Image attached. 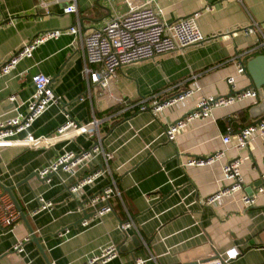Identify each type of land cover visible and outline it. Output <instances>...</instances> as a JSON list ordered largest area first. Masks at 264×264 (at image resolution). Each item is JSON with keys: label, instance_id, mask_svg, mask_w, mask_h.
Listing matches in <instances>:
<instances>
[{"label": "crops", "instance_id": "0c3cea01", "mask_svg": "<svg viewBox=\"0 0 264 264\" xmlns=\"http://www.w3.org/2000/svg\"><path fill=\"white\" fill-rule=\"evenodd\" d=\"M37 4L38 0H0V65L39 32L66 29L78 19L80 33H64L40 44L31 57L20 60L0 77V122L25 116L34 92L31 77L41 72L52 78V89L60 102L48 107L14 138L52 134L63 123L65 111L80 123L99 120L102 148L113 152L107 173L73 197L68 186L100 167L102 154L74 176L63 170L45 181L31 175L65 150L78 153L89 148L96 133L49 144L0 146V182L15 185L12 193L33 232L41 238L50 264H84L108 244H116L120 250L102 264H133L138 256L149 258L148 264H220L215 258H225L232 246L240 254L227 264H264V194L257 196L251 207L239 201L242 192L252 194L259 184L264 137L257 136L244 149L225 146L221 141L227 127H231L234 140L240 129L256 122L249 109L259 99L214 107L211 116L190 121L173 141L164 133L167 124L194 108L200 95L228 94V76L235 78L236 89L248 88L249 78L236 72L230 58L244 52L246 63L264 54V48L251 50L259 36H264V0H158L166 21L198 14L196 21L204 41L123 65L115 71L109 88L92 85L89 91L83 80L82 36L115 13H124L126 3L77 0V13L70 14L62 12L65 2L51 4L48 13ZM252 20L259 24L260 34L241 31ZM196 86L199 92L175 106L158 113L139 110L143 98L162 100ZM12 94L15 99L10 101ZM218 150H223V158L210 165H186L190 158H202ZM237 157L242 159L243 190L214 206L205 205L207 196L228 183L222 179L223 164ZM112 179L119 192L110 199L112 211L82 225L78 205L112 184ZM38 195L52 200L53 207L32 214ZM8 197L0 188V200ZM85 210L92 212L93 208ZM129 216L133 225L124 231L119 226ZM18 241H22V251L13 248ZM0 264H47L21 219L12 228L0 225Z\"/></svg>", "mask_w": 264, "mask_h": 264}, {"label": "built area", "instance_id": "2783aa9c", "mask_svg": "<svg viewBox=\"0 0 264 264\" xmlns=\"http://www.w3.org/2000/svg\"><path fill=\"white\" fill-rule=\"evenodd\" d=\"M77 0H38L37 6L43 8L48 13L51 4L65 2L62 12L65 14L77 13ZM127 9L122 14L115 13L102 26L93 28L82 36V59H83V80L87 91L92 85H97L102 89L110 86L115 71L126 64L145 59H153L156 56L171 52L177 49H184L188 46L198 44L204 41L198 24L197 16L194 14L179 18L175 21H166L162 18V11L158 0H124ZM246 34L251 32L261 33L259 24L252 20L248 26L241 29ZM64 33L79 34L80 22L66 29H49L39 32L32 38L23 42L16 48L9 57L0 65V77L8 74L15 65L24 58L32 56L34 49L40 44L56 39ZM264 48V36L258 38V43L251 50H261ZM244 52H236L230 59L235 64L236 72L244 74L243 68ZM34 92L27 102V111L24 117H11L0 122V146L12 144L41 145L58 141L59 139H71L80 134L96 133V139L92 145L75 153L65 150L58 154L55 159L46 167L38 171L40 177L49 173L63 170L74 176L76 172L97 161V156L102 154L103 163L100 167L91 169L87 174L76 179L68 186L71 196L76 197L86 186L95 182L98 178L105 175L108 169V161L113 157V152L103 150L100 136L98 133L99 120L93 118L86 123L76 121L68 112H63L64 121L56 130L48 136L33 137L28 136L24 139H15L17 133L28 128L42 113L52 104L60 102V96L56 95L52 89V78L44 73L37 72L32 77ZM227 84L230 86V92L225 95H200L194 108L186 113L182 118L167 124L164 133L169 141L175 139L176 134L181 131L190 121L198 118L211 116L212 110L217 106H226L234 104L246 98L257 99L256 89L248 87L242 89L235 88V78L228 76ZM200 91V87H187L184 90L174 93L162 100H150L143 98L139 102V110H149L152 113H158L165 107L175 106L179 102L185 101ZM10 101L15 99L12 94L8 97ZM257 136L264 137V116L258 122L247 125L239 130L236 138L232 140V129L227 127L221 135L222 143L231 145L236 149L248 147ZM223 150H218L211 155L202 158H190L186 165L204 166L210 165L223 158ZM241 157H237L223 164L222 179L228 183L221 186L216 192L210 194L204 199V204L214 206L222 198L232 196L243 190L244 179L241 174ZM112 178V177H111ZM264 194V168L259 173V184L252 194L242 192L239 195V201L244 207H251L256 204L257 196ZM119 195L113 179L112 184L103 188L100 192L89 196L83 203L78 205V211H85L86 207H92L94 214L81 222L82 225H88L93 220L100 219L103 215L112 211L110 199ZM37 206L31 211L36 214L40 211L50 210L53 202L42 195L36 196ZM20 220V214L14 207L11 199L2 198L0 200V225L12 228ZM133 225V220L129 216L120 224V229L126 231ZM28 237L25 238L27 240ZM22 241L14 245L16 251H22ZM119 253V246L108 244L89 257L84 264H102L116 257ZM240 254L236 246H232L225 253V258L218 256L220 264L227 263L228 260L235 258ZM151 258V256H150ZM149 258L135 257L133 264H148ZM53 264V263H52ZM193 264H204L196 261Z\"/></svg>", "mask_w": 264, "mask_h": 264}, {"label": "water", "instance_id": "95a60500", "mask_svg": "<svg viewBox=\"0 0 264 264\" xmlns=\"http://www.w3.org/2000/svg\"><path fill=\"white\" fill-rule=\"evenodd\" d=\"M243 68L245 70V74L250 80V84L248 87L256 89L258 93L257 100L259 99V102L254 104L252 107H250L249 112L253 118H257L256 122H258L261 118V116H264V92H263V86H264V54H258L249 60L246 61V63L243 64ZM232 93V91L230 92ZM262 116V117H263ZM60 170V167H59ZM53 174H57V172L49 173L44 177H40L38 175V172L33 173L31 176H36L40 178V180L45 181L48 180ZM29 178H25L23 181H26ZM15 187L13 186H5L0 182V188H2L3 192L7 193L14 205V207L17 209V211L20 214V219L23 220V222L26 224L32 240L37 244L39 250L41 251L42 255L44 256L47 264H50L49 260L45 256V253L41 247L40 240L41 238L38 237L32 230L30 224L28 223L27 220V215L26 213L23 212L21 209L20 205L18 204L15 196L12 193V189ZM84 201L80 202L83 203ZM83 216L79 219V222L81 223L83 220L90 218L93 216L94 211L92 212H87L86 210L82 212ZM137 244L136 241H134V245ZM128 247V246H127ZM124 247H121V249ZM120 250V248H119ZM218 258V257H216ZM224 264H227L226 262Z\"/></svg>", "mask_w": 264, "mask_h": 264}, {"label": "trees", "instance_id": "16d2710c", "mask_svg": "<svg viewBox=\"0 0 264 264\" xmlns=\"http://www.w3.org/2000/svg\"><path fill=\"white\" fill-rule=\"evenodd\" d=\"M256 55V54H255ZM111 110H107L106 112H110ZM111 201V200H110Z\"/></svg>", "mask_w": 264, "mask_h": 264}]
</instances>
